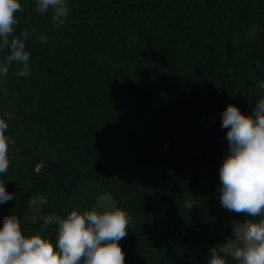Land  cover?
Returning <instances> with one entry per match:
<instances>
[{"label":"trees","instance_id":"1","mask_svg":"<svg viewBox=\"0 0 264 264\" xmlns=\"http://www.w3.org/2000/svg\"><path fill=\"white\" fill-rule=\"evenodd\" d=\"M19 2L15 33L35 32L30 76L0 73V118L11 114L6 135L20 149L0 174L15 194L0 226L15 215L23 235L54 244L40 217L109 196L132 221L125 264H208L212 248L238 264L222 248L230 222L250 218L219 201L221 118L228 105L250 115L264 97V0H65L60 26Z\"/></svg>","mask_w":264,"mask_h":264},{"label":"clouds","instance_id":"2","mask_svg":"<svg viewBox=\"0 0 264 264\" xmlns=\"http://www.w3.org/2000/svg\"><path fill=\"white\" fill-rule=\"evenodd\" d=\"M19 0H0V52L8 55L0 65V73L6 75L13 65L22 66L16 75L30 76V54L25 41L31 39L35 29L25 28L19 35L18 12H23ZM51 10L55 26L64 25L70 9L65 0H35V11L43 16ZM55 30V28L53 29ZM41 43H47L44 35H38ZM264 90V82L259 84ZM11 114L0 118V174H6L10 166V146L15 140L6 135ZM221 127L227 129L228 154L219 167V201L222 207L237 215L249 217L243 223H235L233 233L239 241L231 255L238 264H264V97L258 99L251 114L228 105L222 113ZM15 194L6 191L0 181V204L14 199ZM186 206L190 209L192 202ZM41 232L56 227L55 243L41 235L30 237L22 234L17 216H5L0 226V264H125V255L119 241L128 236V213L113 206L110 210L71 211L65 218L58 215L40 217ZM37 218L33 216L31 223ZM208 264H226L211 249Z\"/></svg>","mask_w":264,"mask_h":264},{"label":"rangeland","instance_id":"3","mask_svg":"<svg viewBox=\"0 0 264 264\" xmlns=\"http://www.w3.org/2000/svg\"><path fill=\"white\" fill-rule=\"evenodd\" d=\"M254 32H252L253 34ZM114 206L111 198L109 196H103L101 197L96 206V210L98 211H104V210H110ZM237 223V221L230 222V226L233 230L234 224ZM241 223V222H239ZM132 226V221L130 220L128 228ZM239 244V241L235 240V237L227 242V244L222 248V251L226 254L231 255V252L233 250L234 246H237Z\"/></svg>","mask_w":264,"mask_h":264}]
</instances>
